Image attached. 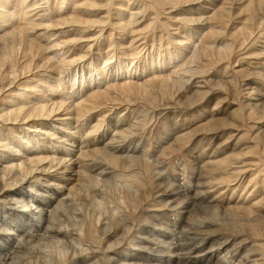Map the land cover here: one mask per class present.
Returning <instances> with one entry per match:
<instances>
[{"label":"bare ground","instance_id":"1","mask_svg":"<svg viewBox=\"0 0 264 264\" xmlns=\"http://www.w3.org/2000/svg\"><path fill=\"white\" fill-rule=\"evenodd\" d=\"M111 1L0 0V65L11 64L10 74L3 77L12 76L8 86L19 83V77L26 80L6 91L7 107L0 110V264H31L39 253L37 246L49 243L52 249L60 247V256L65 248L72 250L68 245L75 235L72 222L70 230L59 226L63 209L78 200L90 208L94 205L93 212L98 210L97 187H104L114 171H129L137 160L126 157L135 150L133 130L140 121L127 116L110 122L104 114L117 109L118 97L128 105L151 102L154 91L172 98V90H185L191 78L200 81L189 84L185 102H178L181 111L176 116L182 121H176V116L165 121L168 131H160L164 143L153 136L160 157L181 151L186 152L183 157L193 155L187 162L190 173L178 170L184 184L175 187L179 180L169 182L162 176L163 168L146 180L128 172L125 179L137 185L140 197L153 195L148 191L157 177L155 189L161 193L155 199L160 200L152 199L142 209L146 199L138 200L136 189L131 193L136 195L135 202L118 198L119 207L126 210L123 216L136 231L129 234L133 228H127L125 217H119L116 209L110 213L118 217L111 214L107 223L102 222L108 234L105 243L95 239L100 230L95 227L98 221L94 224L91 219L84 236L93 246L73 256L80 255L77 264H264V172L257 171L262 159L247 156L258 146L264 157V125L255 127L249 142L255 145L243 140L248 132L231 128L241 114L260 113L264 118V45H256L264 39V26L257 33L251 27L261 19L264 0H236L241 7L235 12L230 0ZM109 7L114 18L107 15ZM242 14L249 17L237 19ZM232 16L237 23L230 24ZM101 38L108 42L105 53L75 54L81 43L88 50ZM245 43L255 51L244 52L242 56L247 57L233 71L230 60L237 47L246 48ZM100 57L103 66L94 67ZM213 69L212 76L205 77ZM238 73L246 81L242 84L246 98L230 109L221 104L234 95V74ZM40 87L44 89L39 91ZM80 87L85 89L82 93ZM225 87L227 93L222 92ZM214 95L211 109L206 110L210 101L206 98ZM104 107L106 112L90 116ZM121 114L116 111L115 119ZM195 121L198 125L190 128ZM217 214L231 220L241 215L243 222H250L239 231L228 230L236 236L227 238ZM174 225L177 232L170 229ZM112 228L116 231L109 233ZM244 231L252 234L249 239L242 237Z\"/></svg>","mask_w":264,"mask_h":264},{"label":"rangeland","instance_id":"2","mask_svg":"<svg viewBox=\"0 0 264 264\" xmlns=\"http://www.w3.org/2000/svg\"><path fill=\"white\" fill-rule=\"evenodd\" d=\"M117 1V2H116ZM232 1L235 3H232ZM236 0H230L229 2H231V4L229 5L230 6V8H232V10H234L233 12H235V9H237V8H239V7H241V6H239V4L238 3H240V2H238V1H236ZM117 3H119V0H112L111 1V4H117ZM238 4V5H237ZM203 5V4H202ZM234 5V6H233ZM263 5V7H260V12H259V15H258V18H260L261 17V19L259 20V21H261L262 23H260L258 20H256V21H253L252 22V24H253V26H251L252 27V30H255V32L254 33H257V31H258V28L260 29V28H262L263 26H264V16H262V10H263V12H264V4H262ZM205 6V7H204ZM204 8H207V4H204ZM66 7V10H67V8L68 7H70V5L68 4V5H66L65 6ZM110 8V7H109ZM108 8V9H109ZM111 8H112V6H111ZM111 8H110V10H109V12L107 13V15H110V17H112V18H114V16H112L113 15V13H114V10H111ZM257 8V7H256ZM263 8V9H262ZM258 9V8H257ZM62 11H64V9H62ZM101 11V10H100ZM108 11V10H107ZM99 12V11H98ZM101 14L102 13H100L99 14V16H101ZM242 17H239V18H237V19H245L246 17L248 18L249 17V15L248 14H242L241 15ZM234 17V18H233ZM237 19H236V17L235 16H232V18H230V20H229V22H230V24L232 23H237L238 21H237ZM261 26V27H260ZM264 28V27H263ZM106 29H104V31H105ZM95 31H97V29L95 30ZM103 31V32H104ZM103 34H105V33H103ZM116 38H118V37H116ZM261 39V40H260ZM259 39V42L256 44V45H258L259 47H262L264 44V39L263 38H260ZM101 43L100 44H97V45H94V43H92V46L90 47V49H88L87 50V46L84 48L83 47V45H84V43H81L82 44V46H81V48H76V50H75V54H79V55H82V54H86L87 55V51H88V53L90 54L92 51V54L91 55H94L97 51L98 52H100V53H105L106 51H107V44H108V42L105 40V39H102L101 38ZM106 41V42H105ZM118 42V39H115V42ZM249 42V41H248ZM240 43V42H239ZM238 43V44H239ZM106 44V45H105ZM237 44V45H238ZM248 43H245V46L247 45ZM244 46V47H245ZM104 48V49H103ZM254 52L255 50L254 49H252V51H251V49L249 48V46L247 45L246 46V48H244V49H242V47H237L236 49H235V55L233 56V58L230 60V63H231V70H233V71H238L240 68H238L237 66L239 65V64H241L242 62H244L243 60H245L244 58L245 57H247V55H243L242 56V54L244 53V52ZM84 54V55H85ZM109 56H111V55H109ZM20 56L18 55L17 57H16V59L18 60V65H20V63H22V60L19 58ZM100 59V61H96V63L93 65L94 67H95V65L96 64H98V66L99 67H102L103 66V57H100L99 58ZM242 61V62H241ZM249 61H252V62H254V60H249ZM237 63V64H236ZM18 66L16 63L14 64V66ZM11 64L10 63H6V64H4V66H1L0 65V88L2 87V89H1V92H0V104L2 105L1 107H0V110L1 109H4L5 107H7V103L5 104V101L3 100V98H4V96H6L7 95V93H6V91H8V90H10V89H12V86H16L17 84H20V83H22V82H24V81H26L25 79H23L22 77H19V79H20V81H19V83H17V82H14V84H12L11 86H8V82H11V80H10V77H12L11 75H8V78L7 79H5L7 76H5V77H3V74L5 75V74H10L9 73V70L11 69ZM15 66V67H16ZM80 66V65H79ZM240 66V65H239ZM78 67H76V69H77ZM79 68H81V66L79 67ZM85 68V67H84ZM75 69V67H74V69L73 70H76ZM8 71V72H7ZM96 72V70L93 72V73H95ZM214 72V69L213 70H210L209 71V73L208 74H206L205 75V77H208V76H212V73ZM2 73V74H1ZM66 73H67V71H66ZM109 73V72H108ZM48 75H50V77H55L54 76V74H49L48 73ZM61 76H63V74L61 75ZM143 76V75H142ZM186 76V75H185ZM234 76H235V80H236V82L233 84L234 85V87H233V89L235 90V92H234V95H229L228 96V98H227V100L225 101L226 103H224V104H221V105H228L229 107H230V109H235V107L239 104V102H241V101H243V99L244 98H246V94L244 95V93H245V91H243L244 90V88L245 87H242V84L243 83H245L246 81L244 80V78H242L241 77V74L240 73H238V74H234ZM58 78H60L59 76H57ZM56 77V78H57ZM22 78V79H21ZM80 78V77H79ZM185 78V77H184ZM81 79V78H80ZM186 79V78H185ZM185 79L183 80V81H185ZM103 81V80H102ZM197 82V81H200V79H195V80H193V78H191L189 81H187V85H185V86H188V87H190L191 85H189V84H191L192 82ZM245 81V82H244ZM188 87L187 88H185V90L184 89H182L179 93H176V92H174L173 90H172V92H173V96H172V98H170V97H168V96H166V95H164V96H162L160 93H156V91H154L155 93H153V98H155V99H153L151 102H143V101H141V100H138L137 102H135L134 104H127V101L125 100V99H122V98H120V97H118L117 98V102H115V103H117V105H116V107H115V111H110V112H107V113H105L104 115H105V120H110V122L111 121H122L123 119H125V117H127L128 116V118H130V120H136V119H138L137 121H140V123H139V125H137V126H135L134 127V130H133V132H134V134H135V137H136V139H133V142H134V145H135V150L134 151H132V152H130V153H128L127 154V156L128 157H126V158H134V159H137L135 162H134V166L132 167V168H130L129 169V171H126L127 172V174H126V172H119V171H114V177H112V178H110V179H107V183L104 185V187H97V189H96V191H98V189H99V191H100V189H101V194H100V192L98 193V192H96L95 191V193L96 194H99L98 196L96 195L94 198L96 199V200H94V198H93V200L94 201H98V202H96L97 204H98V206L96 207V203H94L95 204V208H98V210L97 209H95L94 210V212L92 211L93 210V206H91V208L90 207H87L88 206V204H82V203H79V201L78 200H74V201H76V202H70L69 204H68V207L67 208H65V209H63V212H61L62 214H60V216L61 217H59V219H61L62 220V222H61V220L59 221L58 219V221H59V226L60 227H63L62 225H64V229L63 230H70L72 227V231H73V233L76 235H74V236H72V238H73V240H71L70 241V243L68 244V245H70V247H72V250L71 249H69V248H65V250H64V254H63V256H60V255H58V251H57V249L58 248H60V247H58L56 250L53 248H51L49 245H52V244H48V245H39V246H37V249H36V253H38L37 254V256H35V255H32V256H35V258L31 261V264H72L74 261V263L73 264H77V261H79V256L80 255H78V256H73L74 254H75V252H77V253H82V251L83 250H88V249H90L91 247V245L93 246V244H92V242H90V240H88L87 239V237L86 236H84V235H86V227L87 226H89V225H87V223H88V221L90 222V220L92 219L93 221H94V224H95V222L96 221H98V224H97V222H96V224H95V227H96V230L98 229V230H100L99 232H100V234H98V232L96 233L97 234V236H96V240H98L99 242H101V244H104L105 243V241H106V237L108 236V234L106 233V231H103V226H105V223H107V221H108V219H110L109 217H113V215L114 214H112V213H115V211H117V213H119L118 214V216L120 217V216H122V217H125V220L127 219V216H123V215H126V213H125V211H124V209L123 208H120L119 206H120V204H118L117 202H118V198L121 200V201H124V199L123 198H125L126 200H128L129 199V201H130V198H131V201H132V203H133V201L135 202V200H137L136 199V195L134 194L133 195V197H132V194L131 193H133V191L136 189L137 190V193H136V191H134V193H136L137 194V196H139V197H137L138 198V200H140V201H142V199L144 198V199H146V201L145 202H143V203H141V207H142V209H144L146 206H147V204H151L152 202H151V200L153 199V200H156V202H158L160 199H155V198H157V197H159V195H160V193H161V191H160V188H157V189H155V187H156V185H157V177H155L154 179H153V181H154V185H153V187L151 188V189H149V191L148 192H150L151 194H155V192L156 191H160V192H158L156 195H152V196H147V194L146 195H144V197H140L142 194H141V191H140V189L137 187V185L136 184H133L131 181V183H129L128 181H129V179L127 178V179H125L126 177H128L127 175H134V173H135V175L134 176H136V177H138V178H140L141 180H146L149 176H152L153 177V175H154V173H156V169H160V168H163L164 169V171H162V176L164 175V177L166 176V177H168V180H169V182H171V180L174 182V180H176V181H178V182H175V187H181V185H179V184H184V177H182L181 175H182V172H179V171H183V170H186V172H187V174H189L190 173V167L188 166V164H187V162L188 161H190L191 159H193V155L192 156H185V157H183V155L184 154H186V152L185 151H181V152H178V153H175V154H172V155H170V156H167V155H165L164 157H160V153H159V151L157 152V150H158V148H159V143L158 142H160L161 141V143H164L165 142V136H163V135H160V131L161 130H163L165 133L168 131V128H167V125H166V123H165V121H167V119L169 118L170 120H171V117H175L176 115L178 116V113H180V111H181V107L179 108V104H178V102L180 101V103H183V102H185V98L188 96L186 93L188 92ZM226 89L224 90H222V92L223 93H227V89H228V87H225ZM42 89H44L43 87H40L38 90L39 91H41ZM80 89V90H79ZM78 89V91H80L81 93L85 90L84 88H82V87H80ZM188 89V90H187ZM64 90H65V88H64ZM83 90V91H82ZM74 91H77V90H74ZM223 93L221 94V96L222 97H225V95H223ZM155 94V95H154ZM57 95H59L58 93L56 94V96ZM155 96V97H154ZM157 96V97H156ZM163 97V98H162ZM215 97H217V96H208L207 98H206V100H209L210 99V101H209V106H207V104L204 102V101H202V102H204L205 104H206V106H205V108H206V110L207 109H211V107H212V103H213V100L211 101V99H213V98H215ZM233 99V101H231V98ZM182 99V100H181ZM154 100H155V102H154ZM70 102V101H69ZM69 102H68V104H69ZM210 102H212V103H210ZM119 103H121V105H119ZM4 104V105H3ZM11 104H15V103H11ZM112 104H114V103H111L110 105H108V108L112 105ZM121 106V108L120 109H118L119 107ZM208 107V108H207ZM220 107V106H219ZM127 109V110H126ZM106 110H107V107H104V110H94V111H92L91 112V117H94V116H96L97 114H101V113H103L104 111L106 112ZM134 111V114H130L131 113V111ZM116 111L117 112H122V114L121 115H119L117 118L118 119H115L116 118V116H115V113H116ZM132 111V112H133ZM136 113V114H135ZM112 114V115H111ZM171 115V116H170ZM177 116L174 118L176 121H182V119L180 118V117H178L177 118ZM241 116L243 117V119L245 118L246 120L243 122V119H242V117L241 118H239V119H237V121L235 122V121H233L232 122V126H231V128L233 129V128H236L235 130H243L242 132H248L247 134H246V136H244L243 137V140L248 144V145H255L256 144V142H252V143H249V142H251V139H252V137L254 136V135H252V134H254L255 133V131H256V126H262V125H264V122H263V120H264V118H260L261 117V115H260V113H251L248 117L246 116H243V114H241ZM260 116V117H259ZM221 117H224V116H221ZM145 118V119H144ZM225 118V117H224ZM247 118H248V120H247ZM259 118V119H258ZM143 119H144V122H143ZM201 119H203V118H201ZM200 119V120H201ZM96 120V119H95ZM199 120V121H200ZM199 121H195V122H192V125L190 126V128H193L195 125H198V123L197 122H199ZM204 121H206V119L204 120ZM232 121V120H231ZM260 122H263V123H260ZM201 123V122H200ZM236 123H237V125H236ZM123 124H126V122H124ZM241 124H242V126H241ZM104 125V123L102 124V126ZM239 125V126H238ZM253 125V128H251L250 130H248L247 131V129L248 128H246V127H250V126H252ZM246 126V127H245ZM26 129V128H25ZM221 129V128H220ZM111 130V129H110ZM111 132V131H110ZM110 135H111V133H110ZM152 135V136H151ZM155 136H157L158 137V142H157V140L155 141V139H154V137ZM164 137V138H163ZM160 138L161 139H163V140H160ZM138 139V140H137ZM79 140V139H78ZM56 141V140H55ZM135 141H139V142H137V143H135ZM157 142V143H156ZM129 143V142H128ZM57 145V144H56ZM131 146H133V143H132V145ZM130 146V147H131ZM148 146V147H147ZM258 147V146H257ZM257 147H255L256 149H254V151L251 153V154H249V155H247L249 158H251V159H254V158H260V159H262L261 160V162L258 164V168H257V171H262V172H264L263 171V169H264V157L263 156H260V149L259 148H257ZM197 148H199V147H197ZM184 150H186V148L184 149ZM206 150H208V149H205V151ZM157 153H159V154H157ZM126 154H123L122 156H125ZM133 156V157H132ZM190 157V158H189ZM76 158V157H75ZM160 158V159H159ZM140 160V161H139ZM156 160V161H155ZM167 161V162H166ZM171 161V162H170ZM156 162V163H155ZM175 162H178V164H176L175 165ZM137 163V164H136ZM170 163H172V164H170ZM136 164V165H135ZM147 164H148V166H147ZM158 164V165H157ZM181 165V166H180ZM151 166V167H150ZM170 166V167H169ZM173 167V168H172ZM165 168H166V170H165ZM153 169H155L154 171H151V170H153ZM172 169H174V170H172ZM179 169H181V170H179ZM179 170V171H178ZM188 170V171H187ZM253 170V169H252ZM110 172V171H109ZM130 174H129V173ZM133 172V173H132ZM118 173V174H117ZM119 173H121L120 175H123L124 177H118V175H119ZM123 173V174H122ZM150 173H151V175H150ZM169 173V174H168ZM145 174V175H144ZM167 174V175H166ZM170 175H172V176H170ZM176 175V176H175ZM179 175H180V177H181V179H180V177H179ZM249 175V174H248ZM113 176V175H112ZM116 176V177H115ZM126 176V177H125ZM148 176V177H147ZM170 176V177H169ZM122 178V179H121ZM172 178V179H171ZM179 178V179H178ZM114 179V180H113ZM125 179V180H124ZM174 179V180H173ZM186 179V178H185ZM167 181V180H166ZM111 182V183H110ZM156 182V183H155ZM182 182V183H181ZM127 183V184H126ZM129 184V185H128ZM135 185H136V187H135ZM177 185V186H176ZM129 190V191H128ZM104 192V193H103ZM124 192V193H123ZM176 192V191H175ZM235 192H238V190L237 191H235ZM139 193V194H138ZM120 194V195H119ZM123 194H124V196H123ZM103 195V196H102ZM130 195V196H129ZM100 196V197H99ZM117 196V197H116ZM120 196V197H119ZM127 197V198H126ZM100 198V199H99ZM117 198V199H116ZM133 198H135V199H133ZM175 198H172L171 199V201H173ZM84 201V200H83ZM113 201H115V202H113ZM130 201V202H131ZM85 202V201H84ZM151 202V203H150ZM77 203H78V205H79V207L77 206ZM86 203V202H85ZM100 203H101V205H100ZM80 204L82 205L81 207H80ZM118 204V205H117ZM84 205V206H83ZM87 205V206H86ZM117 205V206H116ZM90 206V205H89ZM99 206H101L100 208H99ZM84 207V208H83ZM112 208L114 209L113 211H111L112 210ZM117 209V210H116ZM122 211V213L120 212V210ZM90 210H91V212H90ZM97 210V211H96ZM110 212H112V213H110ZM93 214V216L91 217V215ZM112 214V215H111ZM122 214V215H121ZM173 215L175 214V213H172ZM111 215V216H110ZM99 216V217H98ZM117 216V214L116 215H114V217H118ZM97 217V218H96ZM108 217V218H107ZM111 217V218H112ZM113 217V218H114ZM216 219L219 221H217L220 225V227L219 228H221V230L222 229H224V230H222V231H224L225 232V230H227L225 233H227L228 235H225L224 234V237H227V238H231V237H233V236H236V235H231L230 233L231 232H233V229L234 230H238V229H240L241 227H242V225L244 224V223H248V221H249V219L247 220V219H245L246 220V222H243L242 221V219H240L242 216L241 215H239V217L238 216H236L235 218H234V216L232 217V220H231V217H229V216H226V218H225V216H224V218H223V215L222 214H217L216 215ZM221 219H220V218ZM96 219V220H95ZM98 219V220H97ZM106 221H105V220ZM225 220V221H224ZM230 220V221H229ZM235 220V221H234ZM234 221V222H233ZM70 222H72V224L70 223ZM75 222V224H73ZM102 222H105V223H102ZM231 222V223H230ZM250 222V221H249ZM126 223H128L127 224V228H133V230H132V228L130 229V230H132V231H129V234H133L132 232H135L136 231V226L133 224V223H131V221H128V220H126ZM234 223V224H233ZM237 223V224H236ZM70 224H71V226H70ZM86 224V225H85ZM100 224V225H99ZM225 225V227H224V225ZM249 224V223H248ZM252 224V223H251ZM76 225V226H75ZM102 225V226H101ZM133 225V226H132ZM231 225L233 226V227H231ZM66 226H68V228L66 227ZM74 226H75V228H74ZM77 226L79 227L78 229H77ZM83 226V227H82ZM86 226V227H85ZM236 226V227H235ZM102 229H101V228ZM175 227V228H174ZM235 227V228H234ZM240 227V228H239ZM84 228V229H83ZM173 228V229H172ZM81 229V230H80ZM170 229L173 231V232H177V225H174L173 227H170ZM77 230H78V233H79V235H78V233H77ZM85 230V231H84ZM231 231V232H229V231ZM76 231V232H75ZM102 231L104 232V233H102ZM116 231V230H115ZM114 231V229L112 228L111 229V232L110 231H108L109 233H113V232H115ZM239 231V230H238ZM229 232V233H228ZM102 233V234H101ZM105 233H106V235H105ZM248 233V232H247ZM245 231L244 232H242V237L244 236V238H247V239H249L250 238V236L252 235L251 233V235L249 236L248 234H247ZM95 234V235H96ZM103 235V236H102ZM79 237V238H78ZM102 237V238H101ZM15 238H16V240H19V238H17V236H15ZM75 238V239H74ZM81 238V240L79 241V239ZM100 238V239H99ZM259 239H262V237L261 238H259ZM258 238L257 239H255V240H259ZM87 240V241H86ZM253 240V239H252ZM251 240V241H252ZM81 241H83V242H81ZM249 241V240H248ZM72 242H74V243H72ZM88 242V243H87ZM91 243V244H90ZM262 243H264V241H262ZM73 244V245H72ZM84 244V245H83ZM77 245H78V249L76 250V248H77ZM82 245V246H81ZM73 246H74V248H73ZM87 246V247H86ZM46 247V248H45ZM45 248V249H44ZM73 249H75V250H73ZM82 250V251H81ZM67 251H69V252H67ZM74 252V253H73ZM51 253V254H50ZM86 253V252H85ZM85 253H83V255L85 254ZM57 254V255H56ZM52 255V256H51ZM45 256V257H44ZM47 256H49V257H47ZM72 256V257H71ZM46 257H47V259H46ZM75 257V258H74ZM100 257V255H98V257L97 258H99ZM49 258H50V260H49ZM47 260V261H44V260ZM53 259V260H52ZM78 259V260H77ZM237 259H239V257L237 258ZM52 260V261H51ZM43 261H44V263H43ZM53 261H54V263H53ZM48 262H50V263H48ZM226 264H228V263H226Z\"/></svg>","mask_w":264,"mask_h":264}]
</instances>
